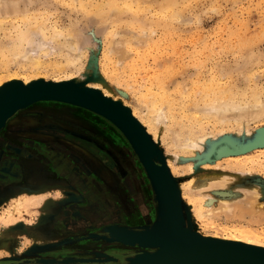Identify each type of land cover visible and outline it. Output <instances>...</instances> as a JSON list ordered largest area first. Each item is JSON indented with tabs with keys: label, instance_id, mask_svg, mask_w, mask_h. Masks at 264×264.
Masks as SVG:
<instances>
[{
	"label": "rangeland",
	"instance_id": "374dc122",
	"mask_svg": "<svg viewBox=\"0 0 264 264\" xmlns=\"http://www.w3.org/2000/svg\"><path fill=\"white\" fill-rule=\"evenodd\" d=\"M109 1L9 0V3L18 4L15 6L22 13L0 17V61L9 53L17 31L32 27H40L47 31L45 34L55 28L74 29L83 35L91 50L83 48L79 62L67 64L64 48L68 46H60L64 43L61 36L53 43L55 48L42 56L43 63L38 69L16 62L2 67L0 62L1 85L14 77L23 84L28 78L71 80L68 78L79 75L95 52L94 71L82 83L100 85L110 95L108 97L121 100L142 124L161 149L176 178L193 229L207 237L210 236L205 233L231 235L245 230L264 244V114L249 123V135L238 134L239 127L233 121L215 125L207 118L195 115L196 108L204 105L208 92L219 86L242 99L257 90L264 96V0H168L171 5L163 7L156 5L157 0H114L117 4L112 7L120 9L115 20L87 18V12L98 4L108 9ZM132 35L139 37L136 45L128 41ZM114 37L116 40L128 39L119 44L127 55L120 64L116 53L109 49ZM74 55H77L76 51ZM60 62L61 68H56L55 64ZM97 72L103 76L104 84L94 80ZM96 89L103 95L101 89ZM159 97L169 105L166 123L159 128L162 131L150 122L154 114L151 103ZM187 126L199 128L198 131L212 137L199 154L172 147V138L178 135L175 133L182 134ZM0 138H5L0 145L1 155L5 151L3 147L12 148L10 141L16 145L27 144L31 150L28 143H49L58 152L71 154L73 159L82 158L88 163L83 162V165L93 168L100 176L93 177V169H88L86 181L89 194L93 193L90 198L75 186L74 181L63 177H27L26 187H12L9 194L0 198V262L11 261L12 257L24 260L26 256L48 252L58 255L77 246L103 245L104 242L119 243L125 254L140 249L137 245L89 236L91 232H105L109 224L102 232L89 231L81 236L86 229L82 222H91V215L83 211L70 213L73 206L90 204L94 193H98L115 210L110 218L124 221L126 217L129 222L116 225L148 224L139 223L142 222L138 215L140 208L144 212L152 209L151 220L155 218L157 209L150 181L130 142L115 123L74 103L38 100L9 117L0 129ZM172 152L182 157L168 163L165 154ZM230 156L234 158H227ZM107 172L111 177H106ZM217 176H220L219 181ZM247 190L249 194L253 191L258 194L246 195ZM24 194L30 197L29 208L23 214L13 216L14 201ZM221 199L248 200L249 203L243 205L253 203L261 207L256 206L255 211L242 216L237 206L234 213L227 215L218 213ZM64 218H67L66 225ZM85 238L101 241L84 242ZM4 242L6 247L2 245ZM92 253L97 257L85 258L90 264H101L102 260L110 259L103 250Z\"/></svg>",
	"mask_w": 264,
	"mask_h": 264
},
{
	"label": "water",
	"instance_id": "95a60500",
	"mask_svg": "<svg viewBox=\"0 0 264 264\" xmlns=\"http://www.w3.org/2000/svg\"><path fill=\"white\" fill-rule=\"evenodd\" d=\"M48 99L84 106L115 123L130 142L150 181L157 209L153 220L136 227L109 224L105 232L89 233L91 237L100 236L140 247L126 254L121 264H264V248L202 236L193 229L176 178L161 149L127 106L102 95L99 90L71 80L38 79L27 86L20 80L7 81L0 86V129L17 110ZM12 258L0 264H89L90 261L85 258L43 257L32 261Z\"/></svg>",
	"mask_w": 264,
	"mask_h": 264
},
{
	"label": "bare ground",
	"instance_id": "6f19581e",
	"mask_svg": "<svg viewBox=\"0 0 264 264\" xmlns=\"http://www.w3.org/2000/svg\"><path fill=\"white\" fill-rule=\"evenodd\" d=\"M8 1L7 0H0V17H3L5 15H9V14H13V13L15 14V12L16 13L21 12L20 9H18L15 6L18 4H12V3H9ZM167 1L168 0H157L155 3H156V5L158 4L157 6L163 7L166 4L167 5L170 4V1L169 2H167ZM116 4L117 3L114 2V0H110L108 3V5H109L108 9H104L103 5L98 4L99 6L96 5L95 9L93 8L94 10H92L91 12H87V18L89 20L96 19L98 21H106V20L113 21V19L115 20L116 16H118V14L120 12V9H118V8L116 9L115 7L114 8L112 7V5H116ZM86 5H88V4H86ZM0 25H2V22L0 23ZM29 27H30V25H29ZM17 32H18L17 36L15 37L14 40H12L13 42H12L11 48L8 51L9 53L6 52L8 54L4 55L2 61H0V62H2V65H3L2 67H4V65L9 66L10 63L16 62V63L22 64V66H24V67L29 66L33 70L38 69L43 63V57L42 56L43 55L45 56L47 54V51H49L50 48H52V49H53V47L55 48L53 43L58 42L57 39L59 40V37L61 38V36L64 38V43L60 46H63V45L65 46V44L68 46V47L64 48V50L65 49L67 50V51L65 50V52H64V54H66V56H67V60H66L67 64H75L79 59H81V55L84 51L83 48L89 47V44L84 40L83 35L81 33H79L78 31H75L74 29H67V31H64V30H59L58 28H55L52 30V32H50V34H45L47 31L45 32L40 27L39 28H33L32 27V28H28L24 31L18 30ZM116 34H118V33H116ZM132 34H133V32H132ZM130 35H128V36H130ZM135 35H132L133 38L131 37V39H129V40L126 39L127 36L121 40H116L114 37V40L110 43L111 45H110L109 49H111V52L116 53L115 57H118L117 59H119L117 61V62H119L118 64H120V62L124 60L123 58L125 56H127L126 53L124 52L123 48H121L120 45L123 44V42H125V39H126V41L128 40V41H131L133 43H135V42L139 43V41H137L139 37H136ZM122 37H124V36H122ZM137 43H135L134 45H136ZM4 49H5V47H4ZM73 50L76 51L77 55H74L75 51L72 52ZM88 50H91L90 47ZM94 53L92 55V58L90 59L91 61L84 67L83 71L80 72L79 75H77L73 78H68V79H71L73 82H77V83L84 82V80H86L85 79L86 76H88L90 74V72L94 71V69H93L94 58H95ZM117 62L115 61L116 65H118ZM60 65H61V62H60V64H55V67L61 68ZM94 74H96V73H94ZM220 75H221V73H220ZM213 76H214V74H213ZM102 77L103 76L98 73L94 77V80L96 82H101L102 84H104ZM14 78H11V80ZM11 80H8V81H11ZM14 80H16V79H14ZM35 80H36L35 78H28V79L24 80V83L27 86V84L30 85L33 82H35ZM60 80H63V79H60ZM66 80H67V78H66ZM2 83H3V80L0 81V85ZM214 83H216V82H214ZM219 85H220V82H219ZM88 86L94 87L95 89L99 88L102 90L103 95L105 94L106 96H110L98 84L96 85V84L89 83ZM217 88H218V85H217ZM202 90H203V88H202ZM199 91L197 92V94L199 93ZM200 93H202V92H200ZM244 96L245 95H243V97ZM189 104H191V103H189ZM151 109L154 110V114H153L152 118H150L151 126L155 127L156 129L164 127L166 120L168 118V115H169V112H168L169 111L168 110L169 105L166 102V100H164L163 97H159V99L157 98V100H155L154 102L151 103ZM130 113H131V111H130ZM263 114H264V96L262 97V94L259 90L252 92L251 95L242 99V98H238V96H236L234 92H229V90L227 88H224V87L220 88V86L217 90H215L213 92H208V95H206V97H204V105L201 107H197L196 113H195V115L198 118H203V117L207 118L208 120L214 122L215 125L216 124H228L231 121H233L234 124L235 125L237 124L239 127V131H237L238 134L245 132L246 134L248 133V135L251 134L250 130L248 128L249 123L257 120ZM140 121L143 123V121L141 119H140ZM233 122H231V123H233ZM187 127L188 128L185 129V131L182 134L181 133H175L178 135H175L174 138H172V147L176 148V149L178 148V149L186 151V152L192 151L195 154H199L201 152L202 147L205 144V142L207 143L208 140L209 139L211 140L212 137L207 136L209 134L206 135V134H203L200 131H198L199 128L195 129V127L194 128L191 126H187ZM159 130H161V129H159ZM212 136L214 137L215 135H212ZM263 140H264V138H263ZM226 151L227 150H225L224 152H226ZM165 155L168 158V163L171 159L177 161V160H180L182 157V155H180L179 153H176V152L166 153ZM232 157L233 156H230L227 158H232ZM35 177H36V175H35ZM106 177L107 178L111 177L109 172L106 173ZM221 178L223 180H227L226 178H223V177H221ZM215 179L216 178H214V180ZM219 179H220V176L219 177L217 176L216 180L219 181ZM223 180H220V181H223ZM223 183H225V182H223ZM180 188H181V186H180ZM255 190L256 189H254V191ZM254 191L252 192L253 194L256 193V192L254 193ZM249 192H251V191H249ZM247 193H248V190L245 194L247 195ZM252 193L251 194L248 193L249 196L252 195ZM256 194H258V193H256ZM29 198L24 194V195L18 196L15 199L14 204H13L12 209H11L13 212V216L15 214H20V213L23 214L24 212L27 211V209L29 208V205L31 203V200ZM32 198H34V197L32 196ZM244 198H246V197H244ZM240 201L237 202V200H228V199L223 200V199H221L219 201V207H218L219 211L218 210L217 211H218V213L219 212H225L227 215H230V214L234 213V211L236 210V208L238 206L239 207L238 211L240 210L239 213L242 216H244V215L248 214L250 211H253V210L255 211L256 206L260 205V204L259 205L256 204V206H254L253 203L251 205L250 204L243 205L245 202L249 203V201L248 200L242 201V199H240ZM191 206H193V205H191ZM260 207H261V205H260ZM217 211H215V212H217ZM10 214H11V211H10ZM156 214H157V210H156ZM200 235H201V233H200ZM205 235H208L211 238L220 239V240H224V241L242 243V244H246V245H250V246L256 245L255 247H259V246L264 247V244L256 241V238L253 235V233L251 234V232H248L245 230H239L238 232L231 234V235L221 234V233H207V234L205 233ZM111 241H117V240H111ZM2 245H4L6 247L7 243L4 242ZM263 247H261V248H263Z\"/></svg>",
	"mask_w": 264,
	"mask_h": 264
},
{
	"label": "flooded vegetation",
	"instance_id": "af4514ba",
	"mask_svg": "<svg viewBox=\"0 0 264 264\" xmlns=\"http://www.w3.org/2000/svg\"><path fill=\"white\" fill-rule=\"evenodd\" d=\"M3 139L0 138V145H3ZM11 147L13 148H5L4 153L2 152V155L0 156V198H3L7 194H9L12 190H10L12 187H19L24 188L26 187L27 177H29V174L36 173V177H42L45 179V177H48L50 179L57 178V177H63L65 179H70L72 182L74 181L75 186H77L79 189H81L87 197H91L89 194V188L87 185V175H88V169L91 168L89 166H85L88 164L85 162L82 158H75L73 159L72 155L67 152H58L56 148L51 144H45L41 142H34L33 144H29L32 147V150L29 149L27 144L24 145H16L14 141H10L9 143ZM15 144V145H14ZM2 147V146H1ZM12 149V150H10ZM34 150V151H33ZM75 160V163L73 162ZM29 161V162H28ZM32 161H37V163H32ZM28 162V163H27ZM83 162H85L83 165ZM31 166V167H29ZM93 169V168H91ZM93 174V177H100L99 174L93 171H91ZM43 187V186H39ZM94 192V191H93ZM94 198H91V202H87L86 204H80L77 206H73V208L70 209L71 215L75 213H85L91 215V219H89L88 222L85 223L82 222V225L86 227V229L80 233L85 234L89 231H97L102 232V228L106 226L107 224L115 223V224H129V222L126 220H117L110 218L114 213L115 210L111 207V203H106V201L101 199V195L98 193H94ZM88 198V199H89ZM87 200V199H86ZM67 209V210H66ZM66 212H68L69 208H66ZM152 210V209H151ZM148 210V212H144L142 208L139 209L138 215L142 218V222L139 223H148L152 219V211ZM83 211V212H81ZM69 213V212H68ZM105 216L108 217L105 219ZM67 218H64V225H66ZM135 226H138V224H134ZM84 242L88 241H101V239L94 240L93 238H85L83 240ZM104 242V241H103ZM98 246V247H97ZM103 250L106 252V254L110 257L107 261H101L99 263L101 264H121L125 261V252L124 249H122V245L119 243H113V242H104L103 245H84V246H77V248H70L66 250L65 253L60 254H53L52 252L43 253L38 256H26L24 257V260H32L36 259V257H56L57 259H63L66 257L71 258H95L94 253H92L93 250ZM98 258H104V257H98ZM90 264V263H89ZM93 264V263H92ZM94 264H98L94 262Z\"/></svg>",
	"mask_w": 264,
	"mask_h": 264
},
{
	"label": "crops",
	"instance_id": "0c3cea01",
	"mask_svg": "<svg viewBox=\"0 0 264 264\" xmlns=\"http://www.w3.org/2000/svg\"><path fill=\"white\" fill-rule=\"evenodd\" d=\"M28 162H29V161H28ZM28 162H27V163H28ZM32 163H37V164H38L37 161H32ZM29 167H30V166H29ZM35 175H38V174H36V173L34 174V173L31 172V175L29 174V177H35ZM35 178H36V177H35Z\"/></svg>",
	"mask_w": 264,
	"mask_h": 264
}]
</instances>
